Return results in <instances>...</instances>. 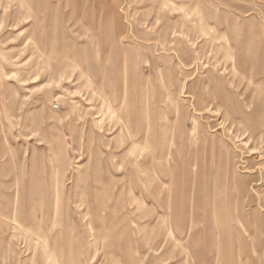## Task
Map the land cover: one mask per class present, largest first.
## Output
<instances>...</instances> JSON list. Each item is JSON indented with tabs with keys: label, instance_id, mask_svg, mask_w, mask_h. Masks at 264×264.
I'll list each match as a JSON object with an SVG mask.
<instances>
[{
	"label": "rangeland",
	"instance_id": "rangeland-1",
	"mask_svg": "<svg viewBox=\"0 0 264 264\" xmlns=\"http://www.w3.org/2000/svg\"><path fill=\"white\" fill-rule=\"evenodd\" d=\"M0 264H264V0H0Z\"/></svg>",
	"mask_w": 264,
	"mask_h": 264
}]
</instances>
